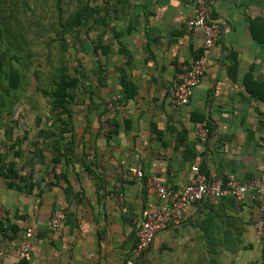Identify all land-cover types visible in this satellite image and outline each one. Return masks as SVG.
<instances>
[{
	"label": "crops",
	"instance_id": "0c3cea01",
	"mask_svg": "<svg viewBox=\"0 0 264 264\" xmlns=\"http://www.w3.org/2000/svg\"><path fill=\"white\" fill-rule=\"evenodd\" d=\"M130 2L113 22L121 47L106 37L108 52L94 54L76 39L66 62L78 82L62 123L24 112L19 102L0 118V264H264L249 196L192 205L141 259L134 251L141 212L159 205L148 180L179 191L198 165L208 176L259 179L264 192V0H206L221 35L188 104L176 110L169 87L179 66L201 52L200 31L182 29L196 0ZM200 127L209 132L204 145L197 143ZM9 161L15 187L2 167ZM134 166L142 168L141 182L129 173ZM58 209L64 217L52 229ZM26 226L29 261L17 257Z\"/></svg>",
	"mask_w": 264,
	"mask_h": 264
},
{
	"label": "built area",
	"instance_id": "2783aa9c",
	"mask_svg": "<svg viewBox=\"0 0 264 264\" xmlns=\"http://www.w3.org/2000/svg\"><path fill=\"white\" fill-rule=\"evenodd\" d=\"M183 31L187 34L194 31L201 33V52L191 60L189 64L180 65V72L176 82L169 87V105L176 110L188 104L193 90L198 86L207 63V52L213 48L221 35V26L212 22L208 16L206 0H196L192 16L183 24ZM117 96L115 98L118 99ZM208 129L200 127L196 131L197 143L204 145L208 140ZM88 161L93 162L92 155ZM192 177L181 190H172L155 179L148 180L145 189L148 193H154L159 200V205L153 210H143L141 221L135 231V254L141 258L148 251L156 236L169 227L180 224L188 208L202 202L214 203L226 197H232L237 201L244 200L247 196L256 204V216L254 230L256 236L264 235V192L259 179L248 182H240L233 174L225 176H208L198 165L191 167ZM129 173L135 181L141 182L144 178L142 168L134 166L129 168ZM64 217L62 210H53L49 219V226L57 229ZM31 229L24 228V242L17 254L20 260L29 261L32 253ZM5 253L0 249V260ZM132 264V262H127Z\"/></svg>",
	"mask_w": 264,
	"mask_h": 264
},
{
	"label": "rangeland",
	"instance_id": "374dc122",
	"mask_svg": "<svg viewBox=\"0 0 264 264\" xmlns=\"http://www.w3.org/2000/svg\"><path fill=\"white\" fill-rule=\"evenodd\" d=\"M55 1L0 0V54H4L5 70L12 67L21 73L22 88V93L8 90L6 94L7 82L3 81L0 73L2 113L11 112L16 102L25 104L24 112L29 111L32 107L27 106L28 98L34 104L32 109L42 114L47 108V100L41 97L39 89L48 90L50 74L64 61L67 53V59L74 56L77 42L62 33L61 24L74 16L84 0H61L60 15L57 14ZM101 1L88 0V3L96 6ZM13 46L19 48L16 52L20 57L16 59L10 56L14 52ZM18 110L21 112L22 109Z\"/></svg>",
	"mask_w": 264,
	"mask_h": 264
},
{
	"label": "trees",
	"instance_id": "16d2710c",
	"mask_svg": "<svg viewBox=\"0 0 264 264\" xmlns=\"http://www.w3.org/2000/svg\"><path fill=\"white\" fill-rule=\"evenodd\" d=\"M60 1L61 0L55 1L58 15H60ZM131 7L132 4L130 0H102L101 4L96 6H91V4L88 3V0H84L82 6L77 9L74 16L65 20V22L61 24V28L63 29L62 33L70 35L72 41L79 39L87 42L94 54L100 51L101 55H105L110 48V42L112 40H115L119 47H121L120 38L122 36V31L113 22L115 20H120L121 17L128 13ZM106 37L110 38L109 44H106ZM13 48L14 52L10 54V56L16 59V51H19V48L15 46H13ZM65 50L66 49L63 47V52H65ZM19 55L20 54H18V57H20ZM68 56L69 53L65 56L64 61L60 62L59 67L50 74V85L48 86V90L39 89L41 97L47 100V108L43 113L46 112L52 117V123L54 125L62 123L60 122V115H66L69 113L67 105L72 99V90L77 86L78 82L76 78L70 77L67 73L66 60ZM0 73L4 79L3 81L7 82L5 88L6 94L10 90H12L13 93L16 91H22L20 85L21 73L12 67L5 70L4 54H0ZM123 97L125 98V94H123ZM31 100L26 98V103L33 108L34 104ZM3 106V101H0V118L2 115H11L14 111V109H12L9 113H2L1 109ZM10 148L12 149L13 147L10 146ZM18 154L19 152H15V155ZM0 161H2L1 155ZM2 167L6 171V178L10 179L8 185L10 187H15V180L19 178L15 169V162L9 161ZM203 203L207 205L209 204L207 201L202 202V204ZM144 255L145 254H143L142 257Z\"/></svg>",
	"mask_w": 264,
	"mask_h": 264
}]
</instances>
